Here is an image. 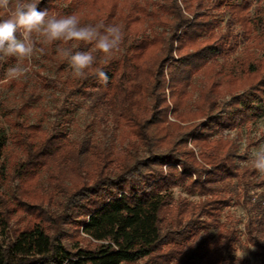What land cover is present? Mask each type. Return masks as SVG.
<instances>
[{
  "label": "trees",
  "instance_id": "1",
  "mask_svg": "<svg viewBox=\"0 0 264 264\" xmlns=\"http://www.w3.org/2000/svg\"><path fill=\"white\" fill-rule=\"evenodd\" d=\"M183 3L187 16L178 0H40L50 16L121 28L106 63L93 45L73 48L98 57L84 79L65 70L67 45H48L60 71L42 80L90 101L116 142L4 115L0 264H250L235 255L238 221L223 220L232 204L264 264V197L253 194L264 175L226 134L251 132L264 112V0Z\"/></svg>",
  "mask_w": 264,
  "mask_h": 264
},
{
  "label": "rangeland",
  "instance_id": "2",
  "mask_svg": "<svg viewBox=\"0 0 264 264\" xmlns=\"http://www.w3.org/2000/svg\"><path fill=\"white\" fill-rule=\"evenodd\" d=\"M66 7L67 4L64 2L63 8ZM215 14L220 24L225 25L228 14L221 12ZM45 46L46 52L43 55L37 54L29 65L31 70L27 78L9 79L6 73L17 61L15 58L0 60V70L8 63L5 73L6 80L0 82V129L9 132V125L5 122L4 115L10 113L17 115L21 112L32 123L43 125L45 128L61 129L67 126L69 134L75 139H87L94 136L106 140L110 144L116 142L113 129L100 122V118L90 109V101L67 98L60 90L42 85L44 78H56L60 71L57 63L62 59L59 54L52 53L51 49L47 47L48 45ZM25 63L27 64V62ZM67 69H71L69 63L65 67V70ZM24 102L27 103V107H21ZM250 131L245 130L240 135L236 131H226V134H230L232 138L238 140L241 151L249 159L250 152L264 144V112ZM249 144L251 146L246 150ZM180 193L177 191L176 195L178 196ZM181 194L185 196L184 193ZM253 194L255 197L258 195L264 197V187L257 189ZM193 199L197 200L195 197ZM227 216L238 221L240 229V239L235 251L236 257L238 259L248 257L250 264H260V258L247 242L244 232V223L247 219L245 209L238 204H232L224 211V221Z\"/></svg>",
  "mask_w": 264,
  "mask_h": 264
},
{
  "label": "clouds",
  "instance_id": "3",
  "mask_svg": "<svg viewBox=\"0 0 264 264\" xmlns=\"http://www.w3.org/2000/svg\"><path fill=\"white\" fill-rule=\"evenodd\" d=\"M40 0H0V60L15 58L6 75L9 79L27 78L33 58L46 52L44 46L59 42L67 47H58V53L68 61L72 75L77 79L86 78L97 63L98 57L91 51H75L80 44L93 45L102 55L100 61L106 63L118 53L123 44V33L119 25L103 23L82 25L75 14L50 16L47 10L38 7ZM184 15L183 0H178ZM27 62V64L25 63ZM95 74L103 84H107V74L95 69ZM253 168L264 175V144L249 154Z\"/></svg>",
  "mask_w": 264,
  "mask_h": 264
}]
</instances>
